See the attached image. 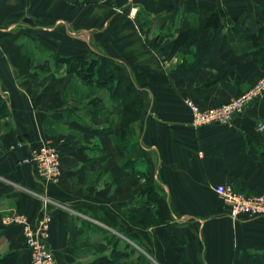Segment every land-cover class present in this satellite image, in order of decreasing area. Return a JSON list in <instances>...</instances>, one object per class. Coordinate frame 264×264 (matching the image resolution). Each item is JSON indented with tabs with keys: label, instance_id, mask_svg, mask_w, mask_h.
<instances>
[{
	"label": "crops",
	"instance_id": "0c3cea01",
	"mask_svg": "<svg viewBox=\"0 0 264 264\" xmlns=\"http://www.w3.org/2000/svg\"><path fill=\"white\" fill-rule=\"evenodd\" d=\"M220 10L248 31L264 28V0H0V92L9 114L0 118V264H30L23 227L12 218L21 213L35 223L42 210L52 217L56 264H159L151 230L125 212L140 181L123 167L135 156L116 140L123 104L100 109L84 96L66 97L75 74L63 58L100 54L139 90L143 115L132 140L144 157L134 167L156 178L190 259L264 264V217L233 218L214 190L264 192V93L228 124L194 126L185 102L226 103L264 74V46L205 25ZM190 27L198 44L171 54L173 39ZM23 36L40 41L46 58L38 69ZM50 139L60 147L62 174L46 182L27 159ZM113 249L127 256L115 260Z\"/></svg>",
	"mask_w": 264,
	"mask_h": 264
},
{
	"label": "trees",
	"instance_id": "16d2710c",
	"mask_svg": "<svg viewBox=\"0 0 264 264\" xmlns=\"http://www.w3.org/2000/svg\"><path fill=\"white\" fill-rule=\"evenodd\" d=\"M205 25L212 28L215 35L227 31L226 38L230 41L249 40L257 48L262 46L264 28H260L256 32L248 31L229 18L225 10L215 11L207 18ZM196 33L195 27L182 31L172 41L171 54L184 49L192 51V46L198 41ZM196 55L197 59L189 64V69L199 63L201 55L199 49ZM63 59L68 63L70 73H74L87 83L107 85L111 89L113 99L124 106L121 116L122 126L116 140L124 151L136 152V156L130 157L123 167L132 169L140 181V191L136 200L125 209L127 216L139 228L151 230L154 256L159 264H194L189 257L187 236L174 223L170 204L160 194L156 178L147 169L137 170L134 167L136 162L143 160L144 157L140 142L132 140L134 130L131 124L143 115V101L138 88L124 70L118 66L117 61L107 55L86 57L74 55ZM8 115L6 100L0 92V118ZM112 254L115 260H121L127 256L126 252L115 249Z\"/></svg>",
	"mask_w": 264,
	"mask_h": 264
},
{
	"label": "built area",
	"instance_id": "2783aa9c",
	"mask_svg": "<svg viewBox=\"0 0 264 264\" xmlns=\"http://www.w3.org/2000/svg\"><path fill=\"white\" fill-rule=\"evenodd\" d=\"M264 93V76L255 87L247 93L236 96L226 103L201 107L191 99H186V105L191 111L192 124L196 127L214 124H228L237 115L243 113L248 105ZM264 130V123L259 126ZM34 164L38 176L44 181H55L61 174V150L53 140H44L34 147L28 159ZM215 192L229 208L230 215L237 219L246 216L250 219L264 217V192L251 194L232 185L218 184ZM52 217L46 210H42L35 223L26 215L17 213L12 221L23 227L25 244L30 251V264H56L55 253L50 245V225Z\"/></svg>",
	"mask_w": 264,
	"mask_h": 264
},
{
	"label": "rangeland",
	"instance_id": "374dc122",
	"mask_svg": "<svg viewBox=\"0 0 264 264\" xmlns=\"http://www.w3.org/2000/svg\"><path fill=\"white\" fill-rule=\"evenodd\" d=\"M80 1L81 0H76V2H78V3ZM25 38L26 37L23 36L22 42L24 43V47L26 48V55L28 57H31V59H32L31 67L33 69H38V68H40V65H41V62H42V58H43V60H45L46 55L44 53H42V52H37V48L40 47V43H39L40 41L35 40V39L31 40L29 38H26V39ZM262 46H264V41L262 43ZM187 51L190 52V50H187V49H184L182 52L187 53ZM52 57H53V55L49 54V59L53 61ZM67 65H68V63L66 64V66ZM55 73L61 75L62 72H60V69H57L55 71ZM64 73H65V71L63 72V74ZM67 73L71 74L69 71ZM263 76H264V74L260 77V79ZM73 79H74V81H72L70 83V86H69V88L67 90V93H66V97L68 99H71V98L80 99V98H82L84 96L83 97L84 100L88 101V99H90L89 101H91L93 103L92 105L94 107H99L100 109L101 108L108 109V108L111 107V105L114 102H118V101L113 99L112 93H111V89L107 85H99L98 83H92V82L91 83H87V82H85L84 80H82L80 77H78L76 75H74ZM255 85L250 87L249 91L252 88H254ZM134 123H136V121L131 124L133 127H134ZM134 133H136V131ZM131 153H133V152H131ZM133 154H134V156H136V152L133 153Z\"/></svg>",
	"mask_w": 264,
	"mask_h": 264
},
{
	"label": "water",
	"instance_id": "95a60500",
	"mask_svg": "<svg viewBox=\"0 0 264 264\" xmlns=\"http://www.w3.org/2000/svg\"><path fill=\"white\" fill-rule=\"evenodd\" d=\"M25 21H26V22H29V23H33V21H32L31 18H26Z\"/></svg>",
	"mask_w": 264,
	"mask_h": 264
}]
</instances>
